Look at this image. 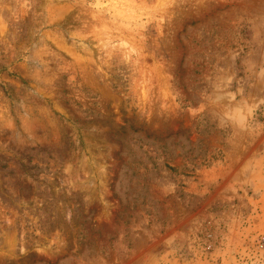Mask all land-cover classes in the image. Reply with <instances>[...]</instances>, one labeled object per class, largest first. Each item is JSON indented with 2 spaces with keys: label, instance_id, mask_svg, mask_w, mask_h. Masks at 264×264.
Returning a JSON list of instances; mask_svg holds the SVG:
<instances>
[{
  "label": "rangeland",
  "instance_id": "obj_1",
  "mask_svg": "<svg viewBox=\"0 0 264 264\" xmlns=\"http://www.w3.org/2000/svg\"><path fill=\"white\" fill-rule=\"evenodd\" d=\"M0 264H264V0H0Z\"/></svg>",
  "mask_w": 264,
  "mask_h": 264
}]
</instances>
